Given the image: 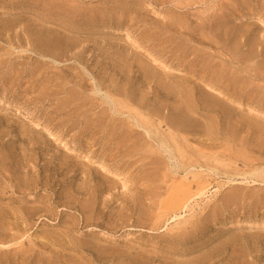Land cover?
<instances>
[{
  "label": "rangeland",
  "instance_id": "1",
  "mask_svg": "<svg viewBox=\"0 0 264 264\" xmlns=\"http://www.w3.org/2000/svg\"><path fill=\"white\" fill-rule=\"evenodd\" d=\"M67 1L0 0V264H264V181L251 173L257 168H264V161H256L257 158L263 160L264 157V126H261L264 124V99L261 97L259 102L256 101V97L260 96L255 94H264V0H69L66 3ZM71 1L76 5L69 4ZM175 3L180 5L179 8ZM68 6L77 8L72 11ZM21 15L27 17L22 19ZM200 23H203V27ZM59 30L68 37L67 41ZM57 32H60V37ZM203 33L206 35L202 37ZM26 36L28 41L25 40ZM54 36L58 42L62 40L58 46L52 43ZM70 36L74 39L71 40ZM201 37L202 41H199ZM31 41L35 42V46ZM190 49L193 50L189 51ZM180 61L181 64L178 63ZM14 64H17V68ZM206 64L209 66L207 65L208 71L205 72L203 66ZM224 64L226 70L221 68ZM166 71L170 73L166 74ZM254 74L259 77H254ZM173 82H176L175 85ZM206 85L210 88H206ZM204 89L214 91L208 92L211 99L218 94L214 100L210 99L207 109L206 103L200 98L204 95L200 91ZM216 90H219L218 93ZM105 94L125 105L120 107V113L114 112L113 105L108 100L106 103ZM186 94L192 102L194 100L193 103L196 101L195 108L191 104L189 113H186V105L183 106ZM127 96L137 101L132 99L129 102ZM138 100H142L139 103L145 104V108L135 103ZM179 105L184 109H180ZM126 106L141 111L142 117H150V121L143 117L145 123L150 122L144 124L151 128L153 126L152 129L160 126L157 130L161 129L158 132L164 136L168 135L166 132L169 128L165 122L158 124L159 118H175L174 121L182 123L181 128L186 124L182 130L170 129L176 133L180 143L189 145L186 146L188 150L193 151L198 144L201 147H197L195 153H199V150L209 145V148L213 147L207 149L211 153L205 151L206 148L202 152L209 155L213 152L223 154L220 156H224V159L216 157L217 163L223 159L219 165H215L218 175H209V171L205 169L207 165L215 168L211 163L216 164L213 158L216 154L210 155L212 159L205 153L206 157L200 159V163L197 161L200 168L194 166L196 163L193 164L195 169L189 168L194 173L198 168L196 172H200L201 178H195L190 173L187 180L183 181L181 192L168 189L174 183L180 184L179 176L182 172L171 173L173 160H167L166 153L161 151L155 140H147L149 136L143 132L145 130L139 126L137 128L135 119L130 116L132 108L127 113L129 110ZM214 107L217 108L216 111ZM223 111L228 112V115ZM185 113L189 115L185 116ZM155 116L156 119H153ZM198 117H205V120L199 121ZM259 117L260 120L263 118L261 122L258 121ZM236 119L238 123L235 122ZM249 119L253 122L252 126L260 122V126L256 125L259 126L258 129L250 127L252 122ZM206 121L209 123L207 133L204 131L207 128ZM128 126L132 128L128 130ZM214 128V132L210 130ZM191 132L194 136L190 135ZM217 133L218 137L214 139ZM199 134H202L201 138L197 136ZM207 134L209 137L204 138ZM233 137L235 144H240L242 139L243 142L235 145ZM206 139L209 140L205 142ZM224 141L231 145V151ZM183 144L181 145L184 146ZM243 144H247L245 148L249 146L247 149L250 153H247V149H241ZM203 145L206 146L202 147ZM238 146L240 149H237ZM235 149L239 150L240 156L237 157L238 151ZM244 151L247 154L242 155ZM234 152L238 159L232 155ZM160 153L162 156L164 154L165 160L160 157ZM247 155L249 163L245 162ZM192 156L196 157L194 151ZM226 158L231 159L233 164L229 162L230 165H226L229 161ZM155 159L168 165L170 175L173 174L172 183L169 180L171 176L167 175L165 183L156 181L162 169L156 168ZM152 160L155 162H150ZM224 162L226 166L222 169ZM244 165L249 167L245 168ZM227 166L229 169L233 166L234 172L235 169L237 172L240 169V174L235 175L230 170L224 173ZM168 169L164 167L163 170ZM200 169L205 171L201 172ZM153 173L156 179L153 178ZM228 173L232 176L228 177ZM207 179L210 185L204 181ZM198 181L204 184L202 187L207 185L208 189L204 187L205 191H200L202 194L195 196L194 191L197 190V193L200 189L196 187ZM166 183L169 184L167 190L163 187ZM153 187L155 188L152 189ZM236 187H239L240 192L238 190L234 193ZM229 189L233 191L229 192ZM166 191L170 195L167 196ZM190 193H193L194 198ZM189 194L192 195L190 202L185 204L182 212L171 210L174 209L173 204L180 201L179 198L182 200ZM165 195L168 200L164 199ZM156 216L159 219H154ZM227 219H232L234 225H219ZM182 220L184 223H181ZM52 237L58 239L52 240Z\"/></svg>",
  "mask_w": 264,
  "mask_h": 264
},
{
  "label": "bare ground",
  "instance_id": "2",
  "mask_svg": "<svg viewBox=\"0 0 264 264\" xmlns=\"http://www.w3.org/2000/svg\"><path fill=\"white\" fill-rule=\"evenodd\" d=\"M1 1H3V0H1ZM21 1H22V0H21ZM41 1H42V0H41ZM54 1H55V0H54ZM58 1L60 2V0H58ZM66 1H67V0H66ZM68 1H69V0H68ZM68 1H67L66 3H68ZM74 1H75V0H74ZM179 1H180V0H179ZM184 1H185V0H184ZM188 1L191 2L192 0H191V1L188 0ZM194 1H195V0H194ZM200 1H203V0H200ZM220 1H221V0H220ZM229 1H230V0H229ZM6 2H7V0H6ZM9 2H10V1H9ZM15 2H16V1H15ZM15 2H14V3H15ZM33 2H34V1H33ZM36 2H37V1H36ZM45 2H46V1H45ZM59 2H58V4H59ZM61 2H62V1H61ZM0 3H1V2H0ZM47 3H48V2H47ZM51 3H52V2H51ZM63 3H64V2H63ZM179 3H180V2H179ZM183 3H184V2H183ZM185 3H186V2H185ZM185 3H184V5H186ZM194 3H195V2H194ZM196 3H197V2H196ZM26 4H27V3H26ZM69 4H73V2L71 1ZM69 4H68V5H69ZM74 4H75V3H74ZM74 4H73V5H74ZM118 4H119V3H118ZM189 4H191V3H189ZM55 5H56V4H55ZM55 5H54V6H55ZM60 5H61V4H60ZM63 5H64V4H63ZM65 5H66V4H65ZM73 5H72V6H73ZM75 5H76V4H75ZM148 5H149V4H148ZM175 5H176V3H175ZM182 5H183V4H182ZM184 5H183V6H184ZM187 5H188V3H187ZM11 6H12V5H11ZM49 6H50V5H49ZM51 6H52V5H51ZM70 6H71V5H70ZM70 6H68V7H70ZM176 6L178 7V6H180V5H176ZM1 7H2V6H1ZM1 7H0V8H1ZM23 7H24V6H23ZM39 7H40V6H39ZM68 7H67V8H68ZM217 7H218V5H217ZM8 8H9V7H8ZM25 8H26V7H25ZM32 8H33V7H32ZM34 8H35V6H34ZM34 8H33V10H34ZM42 8H43V7H42ZM70 8H71V7H70ZM70 8H69V9H70ZM75 8H77V6L74 7L73 9L71 8L70 10L74 11ZM79 8H80V7H79ZM178 8H179V7H178ZM218 8H220V10H222V8H221L220 6H219ZM13 9H15V8H13ZM21 9H22V8H21ZM36 9H37V8H36ZM39 9H40V8H39ZM52 9H53V8H52ZM62 9H63V8H62ZM46 10H47V9H46ZM77 10H78V9H77ZM188 10H189V9H188ZM12 11H13V10H12ZM12 11H11V12H12ZM34 11H36V10H34ZM49 11H51V10H49ZM64 11H65V10H64ZM67 11H68V9H67ZM72 11H71V12H72ZM91 11H92V10H91ZM42 12H43V11H42ZM76 12H77V11H76ZM83 12H84V10H83ZM89 12H90V11H89ZM122 12H124V11L122 10ZM192 12H193V11H192ZM43 13H44V12H43ZM55 13H56V12H55ZM55 13H54V14H55ZM57 13H58V12H57ZM54 14H53V15H54ZM64 14H66V13H64ZM70 14H72V13H70ZM77 14H78V13H77ZM91 14H92V13H91ZM123 14L125 15V13H123ZM239 14H240V13H239ZM7 15H8V14H7ZM14 15H15V14H14ZM26 15H27V14H26ZM39 15H40V14H39ZM41 15H42V14H41ZM46 15H47V14H46ZM49 15H50V14H49ZM51 15H52V13H51ZM51 15H50V16H51ZM74 15H75V14H74ZM94 15H95V14H94ZM101 15H102V14H101ZM43 16H44V15H43ZM43 16H42V17H43ZM133 16H134V15H133ZM240 16H241V15H240ZM16 17H17V16H16ZM23 17H24V16H23ZM23 17H22V15H21V18H22V19H23ZM25 17H27V16H25ZM25 17H24V18H25ZM28 17H29V16H28ZM34 17H35V16H34ZM53 17H54V16H53ZM60 17H61V16H60ZM62 17H64V20H65L66 17H65L64 15H63ZM67 17H68V16H67ZM77 17H78V16H77ZM77 17H76V18H77ZM100 17H101V16H100ZM135 17H136V16H135ZM135 17H134V18H135ZM30 18H31V16H30ZM32 18H33V17H32ZM48 18H49V17H48ZM55 18H56V16H55ZM72 18H74V17H72ZM79 18H80V15H79ZM91 18H92V17H91ZM131 18H132V16H131ZM10 19H11V18H10ZM34 19H35V18H34ZM34 19H33V20H34ZM36 19H37V18H36ZM36 19H35V20H36ZM56 19H57V18H56ZM62 19H63V18H62ZM68 19H69V18H68ZM88 19H89V18H88ZM102 19H103V18H102ZM20 20H21V19H20ZM30 20H31V19H30ZM60 20H61V19H60ZM72 20H73V19H72ZM72 20H70V21L73 22ZM77 20H78V19H77ZM200 20H201V19H200ZM202 20H203V19H202ZM14 21H15V20H14ZM26 21H27V20H26ZM56 21H57V20H56ZM75 21H76V20H75ZM117 21H118V20H117ZM0 22H1V20H0ZM4 22H5V21H4ZM6 22H7V21H6ZM22 22H25V21H22ZM32 22H33V21H32ZM68 22H69V21H68ZM17 23H18V22H17ZM27 23H28V21H27ZM65 23H66V22H65ZM118 23H119V22H118ZM118 23H117V24H118ZM197 23H198V22H197ZM2 24H3V22H2ZM21 24H22V23H21ZM35 24H36V23H35ZM40 24H41V23H40ZM40 24H39V25H40ZM58 24H59V23H58ZM63 24H64V21H63ZM66 24H67V23H66ZM66 24H65V25H66ZM115 24H116V23H115ZM119 24H120V23H119ZM200 24H201V23H200ZM3 25H4V24H3ZM13 25H14V24H13ZM15 25H17V24H15ZM15 25H14V26H15ZM19 25H20V24H19ZM26 25L28 26V24H26ZM31 25H32V24H31ZM33 25H34V23H33ZM42 25H43V24H42ZM53 25H54V24H53ZM69 25H70V24H69ZM87 25H88V24H87ZM201 25H202L201 27H203V23H202ZM8 26H10L9 21H8ZM11 26H12V25H11ZM24 26H25V23H24ZM27 26H25V27H27ZM55 26H56V25H55ZM60 26H61V24H60ZM62 26L64 27V25H62ZM66 26H67V25H66ZM74 26H75V24H74ZM115 26H116V25H115ZM115 26H114V27H115ZM4 27L7 28V25H6V26L4 25ZM4 27H3V28H4ZM25 27H24V28H25ZM39 27H40V26H39ZM42 27H43V26H42ZM44 27H45V26H44ZM63 27H62L61 29H63ZM121 27H122V26H121ZM199 27H200V26H199ZM6 28H5V29H6ZM9 28H11V27H9ZM9 28H8V29H9ZM14 28H15V27H14ZM27 28L30 29L29 26H28ZM27 28H25V30H26ZM47 28H48V26H47ZM56 28H57V26H56ZM58 28H59V27H58ZM64 28H65V27H64ZM66 28H67V27H66ZM72 28H73V27H72ZM76 28H77V27H76ZM117 28H118V27H117ZM215 28H216V27H215ZM31 29H32V27H31ZM40 29H41V28H40ZM45 29H46V27H45ZM48 29H49V28H48ZM52 29H53V28H52ZM59 29H60V28H59ZM70 29H71V28H70ZM70 29H69V30H70ZM73 29H74V28H73ZM3 30H4V29H3ZM22 30H23V29H22ZM53 30H54V29H53ZM75 30H76V29H75ZM4 31H7V30H4ZM10 31H12V30H10ZM23 31H24V30H23ZM26 31H27V30H26ZM26 31H25V32H26ZM47 31H48V30H47ZM47 31H45V32H47ZM51 31H52V30H51ZM55 31H56V30H55ZM59 31H60V30H59ZM72 31H73V30H72ZM0 32L2 33V31H0ZM33 32H34V31H33ZM35 32H36V31H35ZM42 32H43V31H42ZM60 32H61V31H60ZM60 32H57V34L60 33ZM65 32H66V31H65ZM215 32H216V31H215ZM23 33H24V32H23ZM40 33H41V32H40ZM47 33H49V32H47ZM74 33H75V32H74ZM201 33H202V31H201ZM27 34H28V36H29V33H27ZM35 34H36V33H35ZM38 34H39V33L37 32V35H38ZM61 34H62V32H61ZM214 34L217 35V34H219V33H214ZM39 35H40V34H39ZM41 35H42V34H41ZM43 35H45V34H43ZM49 35H50V34H49ZM55 35H56V34H55ZM62 35H63V34H62ZM64 35H65V34H64ZM64 35H63V36H64ZM68 35H69V34H68ZM107 35H108V34H107ZM204 35H206V34L203 33L202 37H203ZM28 36H26V39H25L26 41H28V39H29ZM45 36H46V35H45ZM45 36H44V39L46 38ZM50 36H51V35H50ZM58 36H59V34H58ZM58 36H57V37H58ZM200 36H201V35H200ZM29 37H30V36H29ZM39 37H40V36H39ZM39 37H38V38H39ZM42 37H43V36H42ZM48 37H49V36H48ZM54 37H55V36H54ZM59 37H60V36H59ZM64 37H65L64 39H66V41H67V38H68V37H67V36H64ZM110 37H111V35H110ZM144 37H145V36H144ZM202 37H201V40H199V41H202ZM205 37H206V36H205ZM30 38H32V37H30ZM36 38H37V36H36ZM55 38H56V37H55ZM55 38H54V39H55ZM62 38H63V37H62ZM70 38H71V36H70ZM209 38H210V37H209ZM44 39H43V40H44ZM54 39H53V40H54ZM73 39H74V38H73ZM73 39L71 38V40H73ZM129 39H130V38H129ZM129 39H128V40H129ZM198 39H199V38H198ZM206 39H207V38H206ZM36 40H37V39H36ZM43 40H41V44L43 43ZM53 40H52V43H53L55 46H56V45L58 46V44L60 43V41L62 42V40H59V42H58L57 38H56L54 41H53ZM68 40H69V39H68ZM75 40H77V39H75ZM203 40H205V39L203 38ZM208 40L210 41V39H208ZM39 41H40V40H39ZM63 41H64V40H63ZM77 41H78V40H77ZM77 41H76V42H77ZM78 42H79V41H78ZM133 42H134V41H133ZM179 42H180V41H179ZM206 42H208V41H206ZM27 43H28V42H27ZM30 43H33V42L31 41ZM34 43H35V42H34ZM34 43H33V46H35ZM52 43H51V44H52ZM67 43H68V42H67ZM71 43H72V42H71ZM180 43H181V42H180ZM180 43H178V44H180ZM39 44H40V43H39ZM44 44H45V43H44ZM44 44H43V45H44ZM51 44H50V45H51ZM61 44H63V43H61ZM74 44H75V41H74ZM77 44H79V43H77ZM181 44H182V43H181ZM181 44H180V45H181ZM31 45H32V44H31ZM11 46H14V45H11ZM36 46H37V45H36ZM39 46H40V45H39ZM60 46L63 47L62 45H60ZM67 46H68V44H67ZM67 46H66V47H67ZM135 46H137V45H135ZM175 46H176V45H175ZM177 46H178V45H177ZM41 47H42V46H41ZM51 47H53V46L51 45ZM61 47H60V50H61ZM71 47H72V46H71ZM178 47H179V46H178ZM178 47H177V48H178ZM180 47H181V46H180ZM180 47H179V48H180ZM187 47H188V46H187ZM257 47H258V46H257ZM13 48H14V47H13ZM54 48H55V47H54ZM54 48H53V49H54ZM175 48H176V47H175ZM23 49H24V48H23ZM40 49H41V48H40ZM56 49H58V48H56ZM56 49H55V50H56ZM66 49H67V48H66ZM186 49H188V48H186ZM38 50H39V49H38ZM44 50H45V49H44ZM69 50H70V49H69ZM174 50H175V49H174ZM180 50H182V49H180ZM192 50H193V49H192ZM192 50L190 49L189 51H192ZM30 51H31V50H30ZM36 51H37V49H36ZM65 51H66V50H65ZM229 51H230V46H229ZM5 52H6V50H5ZM186 52H187V50H186ZM6 53H7V52H6ZM25 53H26V52H25ZM33 53H34V52H33ZM0 54H1V53H0ZM3 54H5V53L3 52ZM231 54H232V53H231ZM196 55H197V53H196ZM198 55H199V53H198ZM211 55H212V54H211ZM187 56H188V55H187ZM189 56H191V55H189ZM189 56H188V57H189ZM199 56H200V55H199ZM205 56H206V55H205ZM207 56H208V55H207ZM225 56H226V55H225ZM232 56H233V55H232ZM149 57H150V56H149ZM180 57H181V56H180ZM202 57H203V56H202ZM23 58H24V57H23ZM157 58H158V57H157ZM174 58H175V57H174ZM186 58H187V57H186ZM193 58H194V57H193ZM209 58H210V56H209ZM25 59H26V58H25ZM168 59H169V58H168ZM177 59H178V58H177ZM179 59H180V58H179ZM196 59H197V58H196ZM202 59H203V58H202ZM173 60H174V59H173ZM186 60H187V59H186ZM205 60H206V59H205ZM0 61H1V60H0ZM174 61H175V60H174ZM187 61H189V60H187ZM213 61H214V60H213ZM71 62H72V61H71ZM184 62H185V61H184ZM196 62H197V60H196ZM219 62H220V61H219ZM20 63H21V62H20ZM159 63H160V62H159ZM175 63H176V62H175ZM178 63L181 64V61L178 62ZM198 63H199V62H198ZM204 63H205V62H204ZM211 63H212V62H211ZM185 64H186V62H185ZM192 64H193V63H192ZM219 64H220V63H219ZM18 65H19V64H18ZM140 65H141V64H140ZM173 65H174V63H173ZM177 65H178V64H177ZM177 65H176V66H177ZM207 65L209 66V64H206V66H205V65L203 66V67L205 68V69L203 68V69L205 70V72L208 71V69H207V68H208ZM243 65H244V64H243ZM14 66H15V64H14ZM141 66H142V65H141ZM184 66H185V65H184ZM189 66L191 67V65H189ZM212 66H213V65H212ZM219 66H220V65H219ZM224 66H225V64H224L223 66H221V68L224 67ZM15 67L17 68V64H16ZM165 67H166V66H165ZM165 67H164V68H165ZM179 67H180V66H179ZM181 67H182V66H181ZM193 67H196V66H193ZM31 68H32V67H31ZM35 68H36V67H35ZM197 68H198V66H197ZM33 69H34V68H33ZM179 69H180V68H179ZM179 69H178V70H179ZM190 69H191V68H190ZM193 69H194V68H193ZM195 69H196V68H195ZM30 70H31V69H30ZM35 70H36V69H35ZM35 70H34V71H35ZM39 70H40V69H39ZM168 70H169V69H168ZM199 70H200V69H198V71H199ZM201 70H202V69H201ZM222 70H223V69H222ZM224 70H226L225 67H224ZM224 70H223V71H224ZM40 71H42V70H40ZM143 71H144V70H143ZM163 71H164V69H163ZM193 71H194V70H193ZM195 71H197V70H195ZM228 71H229V70H228ZM30 72H31V71H30ZM144 72H145V71H144ZM151 72L153 73V71H151ZM161 72H162V71H161ZM202 72H203V71H202ZM216 72H217V71H216ZM230 72H231V70H230ZM31 73H32V72H31ZM40 73H41V72H40ZM165 73L167 74V73H170V72H169V71H166ZM187 73H189V72L187 71ZM212 73H213V72H212ZM225 73L228 74V72H225ZM171 74H172V73H171ZM171 74H170V75H171ZM176 74H177V73H176ZM176 74H175V75H176ZM198 74H199V73H197V75H198ZM208 74H210V73L208 72ZM230 74H232V73H229V75H230ZM161 75H162V74H161ZM186 75H188V74H186ZM199 75H200V74H199ZM202 75H203V74H202ZM225 75H226V74H225ZM254 75H255V74H254ZM148 76H149V74H148ZM172 76H173V75H172ZM178 76H179V75H178ZM183 76H184V75H183ZM188 76H190V74H189ZM192 76H193V75H192ZM200 76H201V75H200ZM212 76H213V75H212ZM216 76H217V75H216ZM223 76H224V75H223ZM232 76H233V75H232ZM257 76L259 77V75H257ZM257 76L255 75L254 77H257ZM263 76H264V74H263ZM146 77H147V76H146ZM163 77H164V76H163ZM168 77H169V76H168ZM176 77H177V76H176ZM193 77H194V76H193ZM206 77H208V75H206ZM260 77H261V76H260ZM149 78H151V77H149ZM153 78H154V77H153ZM153 78H152V79H153ZM164 78H165V77H164ZM179 78L181 79L180 76H179ZM196 78H198V77H196ZM204 78H205V75H204ZM212 78H213V77H212ZM212 78H211V80L213 81L214 79H212ZM218 78H219V75H218ZM220 78H221V76H220ZM222 78H223V77H222ZM225 78H226V77H225ZM234 78H235V77H234ZM238 78H239V77H238ZM147 79H148V78H147ZM155 79H156V78H155ZM165 79H166V78H165ZM171 79H172V78H170V80H171ZM174 79H175V77H174ZM180 79H179V80H180ZM191 79H192V77H191ZM229 79H230V78H229ZM150 80H151V79H150ZM150 80H149V81H150ZM157 80H158V79H157ZM159 80H160V79H159ZM193 80H194V79H193ZM201 80H202V79H201ZM206 80H207V79H206ZM211 80H210V81H211ZM226 80H227V79H226ZM230 80H231V79H230ZM236 80H237V79H236ZM163 81L166 82V80H163ZM163 81H160V82H163ZM191 81H192V80H191ZM195 81H196V80H195ZM195 81H194V82H195ZM216 81H217V80H216ZM154 82H155V81H154ZM158 82H159V81H158ZM170 82H171V81H170ZM177 82H179V81H177ZM196 82H197V81H196ZM198 82H199V81H198ZM200 82H201V81H200ZM214 82H215V81H214ZM218 82H219V81H218ZM173 83H174V82H173ZM175 83H176V82H175ZM175 83H174V85H175ZM180 83H181V82H180ZM183 83H184V81H183ZM191 83H192V82H191ZM201 83H202V82H201ZM203 83H204V82H203ZM203 83H202V84H203ZM215 83H216V82H215ZM192 84H193V83H192ZM194 84L196 85V83H194ZM204 84H205V83H204ZM207 84H208V83H207ZM212 84H214V83L212 82ZM217 84H218V83H217ZM220 84H222V83H220ZM233 84H235V83H233ZM79 85H80V84H79ZM218 85H219V84H218ZM240 85H241V84H239V87H240ZM247 85H248V84H247ZM171 86H172V85H171ZM179 86H180V84H179ZM186 86H187V85H186ZM186 86H185V87H186ZM200 86H201V85H200ZM200 86H199V88H201ZM224 86H225V85H224ZM228 86H229V85H228ZM236 86H237V85H235V87H236ZM244 86H245V85H244ZM161 87H162V84H161ZM163 87H166V86H163ZM176 87H177V85H176ZM176 87H175V88H176ZM182 87H183V86H182ZM196 87H198V86H196ZM203 87H204V86H203ZM217 87H218V86H217ZM220 87H221V86H220ZM220 87H219V88H220ZM222 87H223V86H222ZM226 87H227V86H226ZM262 87H263V86H262ZM119 88H120V86H119ZM121 88H122V87H121ZM158 88H160V87H158ZM175 88L173 87L174 90H177V89H175ZM183 88H184V87H183ZM206 88L209 89L210 86L208 87V86L206 85ZM233 88H234V87H233ZM233 88H232V89H233ZM241 88H242V87H241ZM241 88H239V89H240V91L242 92ZM244 88H246V87H243V89H244ZM253 88H254V87H252V89H253ZM96 89H97V87H96ZM161 89H162V88H161ZM164 89H165V88H164ZM171 89H172V88H171ZM185 89H187V88H185ZM188 89H190V87H189ZM201 89H203V88H201ZM247 89H248V88H247ZM247 89H246V90H247ZM262 89H264V88H262ZM123 90H124V89H122V91H123ZM165 90H166V89H165ZM198 90H199V89H198ZM213 90H214V89H213ZM234 90H235V88H234ZM234 90H233V91H234ZM253 90H254V89H253ZM75 91H76V90H75ZM98 91H100V90H98ZM116 91H117V90H116ZM120 91H121V90H120ZM189 91H190V90H189ZM210 91H211V90L207 91V89H206V90L204 89V90L200 91V93H201L202 95L204 94V95L201 96L200 98H202V101H204V102L206 103V105H207V104H210L211 101H212V99H213L214 97H217V95H218L217 93H218L219 90H218V91L216 90L217 93H215V94H217V95H215L212 99H211V98L209 97V95H208V92H210ZM230 91H231V90H230ZM236 91H237V90H236ZM243 91H244V90H243ZM251 91H252V90H251ZM254 91H255V90H254ZM254 91H253V92H254ZM256 91H257V90H256ZM118 92H119V91H118ZM213 92H214V91H212V92H210V93H213ZM248 92H249V90H248ZM263 92H264V91H263ZM178 93H180V92H178ZM225 93H226V92H225ZM232 93H234V92H232ZM249 93H250V92H249ZM257 93H258V92H256L255 94H256V95H259L260 97H259V98L256 97V99H257L256 101L259 102V100H260L261 97H263V99H264V94H257ZM118 94H120V92H119ZM173 94H174V93H173ZM175 94H176V93H175ZM183 94H184V93H183ZM251 94H253V93L251 92ZM255 94H254V95H255ZM103 95H104V94H103ZM106 95H107V94H105V98H106L105 100H106V101L108 100V101L111 103V105H113V110H114V112H116V113H120V107L125 106V105L122 104V103H121L118 99H116L115 97L112 99L110 96H108V95L106 96ZM127 95H129V94H127ZM219 95H220V94H219ZM221 95H222V93H221ZM243 95H244V94H243ZM247 95H248V94H247ZM72 96H73V95H72ZM121 96H122V95H121ZM123 96H124V95H123ZM130 96H131V95H130ZM210 96H211V95H210ZM223 96H224V95H223ZM239 96H241V93H240ZM244 96H245V95H244ZM73 97H75V96H73ZM142 97H143V96H142ZM175 97H177V94H176ZM184 97H185V103L182 101V102L184 103L183 106L186 105V106H184V107H187V108H186V113H189V109H191V104H192V105L194 104V108H195L196 101H195V103H193L194 100H193V102H192V100L190 99V97H189L187 94H186ZM196 97H199V96L197 95ZM231 97H232V96H231ZM235 97H236V95H235ZM251 97H252V96H251ZM122 98H124V97H122ZM127 98H128V96H127ZM140 98H141V97H140ZM140 98H139V99H140ZM177 98H178V97H177ZM177 98H175V99H177ZM180 98H181V96H180ZM229 98H230V96H229ZM239 98H240V97H239ZM245 98H246V97H245ZM248 98H249V97H248ZM253 98H254V97H253ZM76 99H77V98H76ZM109 99H110V100H109ZM128 99H129V102H131L130 100H132L133 98L130 99V97H129ZM134 99H135V98H134ZM134 99H133V100H134ZM194 99H195V98H194ZM210 99H211V101H210ZM225 99H226V98H225ZM225 99H224V100H225ZM227 99H228V96H227ZM227 99L225 100V102L227 101ZM135 100L137 101V99H135ZM178 100H179V99H178ZM180 100H182V98H181ZM197 100H198V99H197ZM200 100H201V99H200ZM213 100H214V99H213ZM218 100H219V99H218ZM224 100H223V101H224ZM245 100H246V99H245ZM248 100H249V99H248ZM253 100H255V99H252V101H253ZM72 101H73V100H72ZM74 101L76 102V100H74ZM106 101H105V102H106ZM108 101H107L106 103H108ZM140 101H142V100H140ZM140 101L138 100V102H135V101H134V102H135V103H139ZM236 101H237V100H236ZM261 101H262V99H261ZM261 101H260V102H261ZM83 102H84V101H83ZM103 102H104V101H103ZM177 102H178V101H177ZM177 102H176V103H177ZM179 102H180V101H179ZM199 102H201V101H199ZM199 102H198V103H199ZM215 102H216V100H215ZM233 102H234V101H233ZM241 102H242V101H241ZM245 102H246V101H245ZM258 102H257V103H258ZM135 103H134V104H135ZM141 103H142V102H141ZM202 103H203V102H202ZM202 103H199V104H202ZM213 103H214V102H213ZM213 103H212V104H213ZM216 103H217V102H216ZM221 103H222V101H221ZM248 103H250V102H248ZM84 104H85V102H84ZM180 104H182V103L180 102ZM218 104H220V103H218ZM223 104H224V103H223ZM225 104H226V103H225ZM245 104H246V103H245ZM75 105H76V104H75ZM108 105H109V104H108ZM136 105L138 106V104H136ZM139 105H141V104L139 103ZM144 105H145V104H142L141 107H142V106L144 107ZM174 105H175V104H174ZM174 105H173V106H174ZM214 105H215V104H214ZM216 105H217V104H216ZM237 105H238V104H237ZM246 105H248V104H246ZM250 105H252V103H251ZM263 105H264V104H263ZM68 106H69V105H68ZM183 106L181 107V106L179 105L180 109H181V108L184 109ZM203 106H205V105L203 104ZM208 106H209V105H207L206 109L208 108ZM257 106H259V105H257ZM110 107H111V106H110ZM126 107H127L128 110H129V112H127V109H126V112H127V113H130V109H131L132 107H131V106H129V107L126 106ZM126 107H125V108H126ZM130 107H131V108H130ZM141 107H140V108H141ZM177 107H178V104H177L176 108H175V106H174L175 109H177ZM220 107H221V105H219V108H220ZM252 107H253V106H252ZM74 108H75V107H74ZM129 108H130V109H129ZM138 108H139V107H138ZM144 108H145V107H144ZM148 108H149V106H148ZM192 108H193V106H192ZM203 108H204V107H203ZM212 108H213V107H212ZM217 108H218V105H217ZM217 108H216V109H217ZM223 108H224V107H223ZM223 108H221V109H223ZM246 108H247V107H246ZM123 109H124V108H123ZM158 109H159V108H158ZM160 109H161V108H160ZM160 109H159V110H160ZM214 109H215V107H214ZM216 109H215V111H216ZM221 109H220V110H221ZM134 110H135V109H134ZM134 110H133V108L131 109L132 113H130V116L133 117V118L135 119V124L137 125V128H138V126H139V127H141V129H144V130H145V131H143V132H146V134L149 136V137L147 138V140H149V138H152L153 142L156 141V145H158V147L162 149L161 151L164 152V154L166 153V155H167V160H169V161H170V160H173V162H171L172 164H171V167H170V168H172V171H173V172H171V173H173V174H179V172H182V174L179 176V178H180V184H178V185H174V184H175V183H174V184H172V185H170V186H169V184H167V183L165 184V186H163V185L161 184V185L164 187V189H166L167 186H169L168 189H170L171 191H173V192H174V191H175V192H181L182 190H181L180 188H181L182 186H184V185H183V181H186V180H187V175L190 174V173H192V176L195 177V178H201V177H200V172H196L198 168L195 170V173L193 172L194 170L192 171L191 169L194 168V166H197V167L201 166L200 164H198V163H200V162H199L200 159H203V158L206 157L207 155H208V156H210V155L212 156V155H213L214 152H213L212 154H210V155L208 154V153H211V151L208 152L209 150H207V149L209 148V147H208L209 145H207V146H206V145H203V146H202V147L206 146V147H204V148H206L205 151L208 152V153L205 152V153H206V156H205V155H204V154H205L204 151L202 152V150H203L204 148L201 149V151L199 150V153H195V152H197V151H195V150H198L197 147H199V146L201 147V145L196 144V145H197V146H196L197 149H196L195 147H194L195 149L192 148V150L194 149L193 151H194V154L196 155V157H193V156H192V155H193V151L188 150V147H186V146H189V145H188V144H183L184 142H181V143H180V139L177 138L176 133L174 134V131H172V130L170 129V127H172V129L174 128V129L178 130V128H179V129L181 128V124H182V123L179 124V123H177V121H174L175 118H173L174 120L171 119V118H172V117H170L171 115L169 116L170 118H166V119H163V120L161 119L162 117L159 118V122H158V124H160V123H162V122H165V124H166V125L168 126V128H169V129L166 128V129H167V132H168V130H170L169 133L166 132V134H168V135L164 136V135H162L160 132H158V131H160L161 129H160V130H157V129L160 127L159 125H157V126H159L158 128L156 127L157 129H155V127H154V129H152L153 126H152V128H151L150 126H148V125L146 126L145 124L148 123V122L145 123L144 120H145V119L147 120V119H148V118H147L148 116L143 115V117H145V119H144V118L142 117V115H141L142 113H140L141 111L139 112V111H137V110H135V111H134ZM149 110H150V109H149ZM155 110H156V112H158V110H157L156 108H155ZM192 110H193V109H192ZM220 110H219V112H220ZM246 110H247V109H246ZM133 111H134L135 113H133ZM144 111H145V110H144ZM150 111L153 112V109H151ZM150 111H149V113H151ZM181 111H182V110H181ZM213 111H214V110H213ZM224 111H225V109H224ZM224 111H223V112H224ZM252 111H253V110H252ZM121 112H122V111H121ZM154 112H155V111H154ZM154 112H153V113H154ZM156 112H155V113H156ZM160 112H161V111H160ZM195 112H196V110H195ZM198 112H199V111H198ZM253 112H254V111H253ZM116 113H115V114H116ZM183 113H184V112H183ZM186 113L184 114L185 116H186V115H189V114H186ZM190 113H191V112H190ZM199 113H200V112H199ZM217 113H218V112H217ZM224 113L226 114V113H228V112H224ZM156 114H157V113H156ZM192 114L194 115L195 113H191V115H192ZM203 114H204V113H203ZM206 114H207V113H206ZM206 114H205V115H206ZM210 114H211V113H210ZM260 114H261V113H260ZM126 115H127V114H126ZM153 115H155V114H152V116H153ZM159 115H160V114H159ZM177 115H178V114H177ZM181 115H182V114H181ZM184 115H182V116H184ZM191 115H190V117H191ZM226 115H228V114H226ZM226 115H225V116H226ZM113 116H114V115H113ZM149 116H150V115H149ZM194 116H195V115H194ZM213 116H214V115H213ZM167 117H168V116H167ZM195 117H197V116H195ZM210 117H211V116H210ZM221 117H222V115H221ZM221 117H220V119H221ZM223 117H224V115H223ZM252 117L256 118L255 116H252ZM252 117H251V119L254 121V119H253ZM122 118H123V117H122ZM177 118H179V117H177ZM188 118H189V117H188ZM193 118H194V117H193ZM198 118H199V121H200V120H202V121L205 120V119H204L205 117H204L203 119H202L201 117H198ZM200 118H201V119H200ZM214 118H215V117H214ZM232 118H233V116H232ZM153 119H156V116H155V118H153ZM180 119H181V118H180ZM186 119H187V118H186ZM207 119H209V117H207ZM212 119H213V118H212ZM215 119H216V118H215ZM218 119H219V118H218ZM224 119H225V118H224ZM226 119H227V118H226ZM229 119H230V117H229ZM251 119H249V121H251ZM262 119H263V118H261V120H262ZM111 120H112V119H111ZM125 120H126V119H125ZM146 120H145V121H146ZM209 120H211V119H209ZM245 120H246V119H245ZM255 120L257 121V118H256ZM259 120H260V117L258 118V121H259ZM261 120H260V122H261ZM90 121H92V120H90ZM115 121H116V120H115ZM129 121H131V120H129ZM148 121H150V117H149ZM154 121H155V120H154ZM157 121H158V120H157ZM184 121H186V120H184ZM197 121H198V119H197ZM202 121H201V122H202ZM212 121H213V120H212ZM236 121H237V119L235 120V122H236ZM239 121H240V120H239ZM243 121H244V120H243ZM263 121H264V119H263ZM189 122H191V120H190ZM201 122H200V123H201ZM229 122H230V121H228V123H229ZM251 122H252V121H251ZM260 122H259V123H260ZM144 123H145V124H144ZM149 123H150V122H149ZM149 123H148V124H149ZM151 123H152V121H151ZM183 123H184V122H183ZM185 123H187V122H185ZM185 123H184V124H185ZM205 123H206L205 126H207V128H204V131H206L205 133H207V132H209V129H208V128H209V123L207 124V121H206ZM237 123H238V121H237ZM237 123H236V124H237ZM249 123H250V122H249ZM255 123H256V122H255ZM259 123H257V124L260 126ZM156 124H157V123H156ZM188 124H189V123H188ZM201 124H202V123H201ZM203 124H204V123H203ZM212 124H214V123H212ZM242 124H243V123H242ZM257 124H256V125H257ZM125 125H128V124L126 123ZM136 125H133V126H136ZM198 125H199V124H198ZM210 125H211V124H210ZM252 125H253V122H252V124L250 125V127H251ZM256 125L254 124V126L258 129L259 126L257 127ZM119 126H120V125H119ZM122 126H123V125H122ZM185 126H186V124H185V125H182V128H184ZM202 126H203V125H202ZM217 126H219V125H217ZM217 126H216V127H217ZM244 126H245V125H244ZM247 126H248V124H247ZM254 126H252V127H254ZM261 126H264V124H261ZM128 127H129V126H128ZM128 127H126V128H128ZM130 127L132 128V126H130ZM130 127H129L128 130H130ZM197 127H198V126L196 125V129H197ZM212 127H213V126H212ZM212 127L210 126V128H212ZM214 127H215V125H214ZM245 127H246V126H245ZM23 128H25V127H23ZM23 128H22V129H23ZM117 128H118V127H117ZM126 128H125V129H126ZM182 128H181V130H182ZM193 128H195V127H193ZM199 128H200V127H199ZM261 128H262V127H260V129H261ZM28 129H29V128H28ZM187 129H189V128H187ZM216 129H217V128H216ZM246 129H247V128H246ZM25 130H26V129H25ZM30 130H31V129H30ZM120 130H121V129H120ZM126 130H127V129H126ZM154 130H156V131H154ZM210 130L213 131V130H215V128H214V129H210ZM247 130H248V129H247ZM23 131H24V130H23ZM132 131L135 132V130H132ZM161 131H162V130H161ZM183 131H184V130H183ZM189 131H192V129L189 130ZM198 131H199V130H198ZM202 131H203V130H201V133H202ZM255 131H256V129H255ZM263 131H264V130H263ZM20 132H22V131H20ZM163 132H165V131H163ZM175 132H177V131H175ZM185 132H186V131H185ZM194 132H195V131H194ZM213 132H214V131H213ZM258 132H259V130H258ZM125 133H126V132H125ZM130 133H131V132H130ZM139 133H140V132H139ZM182 133H183V132H181V134H182ZM187 133H188V132H187ZM198 133H199V132H198ZM203 133H204V132H203ZM203 133H202V134H203ZM210 133H212V132L210 131ZM255 133H256V136H258L257 132H255ZM259 133H260V132H259ZM22 134H23V132H22ZM133 134H134V133H133ZM140 134H141V133H140ZM163 134H164V133H163ZM192 134H193V133L191 132L190 135H192ZM202 134H201V136H202ZM214 134H215V133H214ZM251 134H252V132H251ZM125 135H126V134H125ZM182 135H186V134L183 133ZM205 135H206V134H205ZM205 135L203 136L204 138H205V137H206V138L209 137L208 134H207L208 136H205ZM211 135L213 136V134H211ZM211 135H210V136H211ZM238 135H239V133H238ZM252 135H253V137H255L254 133H253ZM259 135H260V134H259ZM27 136H28V135H27ZM143 136H144V135H143ZM193 136H194V134H193ZM197 136H199V137L201 138L200 134L197 135ZM214 136H215V135H214ZM241 136H242V135H241ZM261 136H263V135H261ZM71 137H72V136H71ZM133 137H134V136H133ZM140 137H141V136H140ZM144 137H145V136H144ZM182 137H183V136H182ZM187 137H189V135H187ZM216 137H218V133L216 134V136H215L214 139H216ZM259 137H260V136H259ZM263 137H264V136H263ZM121 138H122V137H121ZM137 138H138V137H137ZM200 138H198V140L203 142V140H200ZM235 138H236V136H235ZM235 138L233 137L234 140H235ZM238 138H240V137H238ZM238 138H237V141H240V139L238 140ZM241 138H242V137H241ZM257 138H258V137H257ZM257 138H256V139H257ZM72 139H73V138H72ZM130 139H131V138H130ZM130 139L128 140V142H130ZM134 139H135V138H134ZM182 139H185V138H182ZM188 139H189V138H188ZM188 139H187V140H188ZM233 139L231 138L230 140L233 142ZM256 139L254 138V140H256ZM258 139H259V138H258ZM258 139H257V140H258ZM147 140H146V141H147ZM154 140H155V141H154ZM208 140H209V139H208ZM208 140L206 139L205 142L208 141ZM225 140H226V139H225ZM28 141H29V140H28ZM134 141H135V140H134ZM150 141H151V140H150ZM150 141H149V142H150ZM181 141H182V140H181ZM213 141L215 142V140H213ZM231 141H230V142H231ZM258 141H259V140H258ZM197 142H198V141H197ZM211 142H212V140H211ZM225 142H226V141H224V143H225ZM227 142H228V141H227ZM227 142H226V143H227ZM235 142H236V140L234 141L233 144H235ZM241 142H243V139L241 140ZM241 142H240V144H241ZM244 142H246V140H245ZM256 142H257V141H256ZM140 143H141V142H139V144H140ZM144 143H145V142H144ZM147 143H148V142H147ZM200 143H201V142H200ZM226 143H225V144H226ZM181 144H183L184 146H182ZM202 144H204V143H202ZM206 144H207V143H206ZM208 144H209V143H208ZM211 144H212V143H211ZM236 144L240 145L239 142H237ZM236 144H235V145H236ZM148 145H149V144H148ZM229 145H230V144L227 143V145H225V146H228V147H229V150L231 151V149H230V146H231V145H230V146H229ZM235 145H234V146H235ZM248 145H249V144H248ZM143 146H144V145H143ZM246 146H247V144H246L245 146H244V144H243V147H241V149L244 148L243 150L246 151V149L249 147V146H248L247 148H245ZM136 147H137V146H136ZM154 147H156V146H154ZM190 147H191V146H190ZM190 147H189V148H190ZM192 147H193V145H192ZM92 148H93V147H92ZM131 148H133V147L131 146ZM139 148H140V146H139ZM211 148H213V147L210 146L209 149H211ZM223 148H224V146H223ZM199 149H200V148H199ZM237 149H240V146H238ZM157 150H158V149H157ZM159 150H160V149H159ZM220 150H221V149H220ZM235 150H236V149H235ZM235 150H234V151H235ZM138 151H139V150H138ZM189 151H190V152H189ZM213 151H214V150H213ZM230 151H229V152H230ZM236 151H238V152H237V154H238V153H239V150H236ZM236 151H235V152H236ZM245 151L242 153V155H245V154H244V153H246ZM134 152H135V151H134ZM157 152H158V151H157ZM159 152H160V151H159ZM191 152H192V154H191ZM232 152H233V151H232ZM235 152L232 153V155L236 158V156L234 155ZM241 152H242V150L240 151V153H241ZM248 152L250 153V151H248V149H247V153H248ZM251 152H252V149H251ZM247 153H246V154H247ZM164 154H163V156H164ZM214 154H216L215 157H214V155H213L214 162H215L216 164H212L213 162L211 163L210 160H209V161H210L209 163H211V165H214V166L217 165V164L219 165L220 162H222L221 160L224 159V158H223L224 156L221 157L223 154H220V155H221V156H220L219 153H217V152L214 153ZM217 154H218V156H217ZM237 154H236V155H237ZM251 154H252V153H251ZM251 154H250V155H251ZM230 155H231V154H230ZM252 155H253V154H252ZM161 156H162V154L160 153V157H161ZM163 156H162L161 158H163ZM211 156H210V157H211ZM238 156H240V154H238L237 157H238ZM142 157H143V156H142ZM164 157H165V156H164ZM216 157H217V159H218V157H219V158H223V159H221V160L219 159L220 162L217 163V162H216ZM225 157H226V156H225ZM241 157H242V156H241ZM246 157H247V158H246ZM246 157L244 156L243 158H244V159L246 158V159H245V160H246L245 162H248V163H249V160L247 161V159H248V155H247ZM249 157H250V156H249ZM251 157H252V156H251ZM254 157H255V155H254ZM140 158H141V157H140ZM161 158H160V160H162ZM211 158H212V157H211ZM213 158H212V159H213ZM256 158H257V157H256ZM156 159H157V158H156ZM156 159H155V160H156ZM158 159H159V158H158ZM163 159H164V158H163ZM206 159H207V158H206ZM206 159H205V160H206ZM236 159H238V158H236ZM239 159H240V158H239ZM253 159H254V158H253ZM260 159H261V158L259 157V159L257 158L256 161H257V160H258V161H264V157H263V160H260ZM164 160H165V159H164ZM205 160H204V161H205ZM219 160H217V161H219ZM226 160H229V158H226ZM241 160H242V159H241ZM197 161H198V163H197ZM202 161H203V160H202ZM202 161H201V162H202ZM212 161H213V160H212ZM224 161H225V160H224ZM243 161H244V160H243ZM253 161H254V160H253ZM150 162H155V161L152 160V161H150ZM156 162H157V164L159 163L157 160H156ZM166 162H167V161H166ZM225 162H227V161H225ZM225 162L222 163V164H223V165H222V169L225 168V166L228 165L229 162H230L231 164H233L232 161H231V159L226 163V165H225ZM233 162H235V161H233ZM194 163H196V165L193 166ZM248 163H247V164H248ZM251 163H252V162H251ZM251 163H250V164H251ZM157 164H156V168L162 169V171L160 170L161 172H159V175H160V173H161V175H160V177L158 176L159 178H158L156 181L161 180V181H159V183L162 182V181L165 183L164 179L166 180V175H167V176H169V177L171 176L170 179H169L170 182H171L172 179H173V178H172V175H173V174L170 175V172H169V169H168V168H169L168 165H167L166 163H164V161H160V163H159V165H158L159 167H157ZM202 164H203V163H202ZM234 164H235V163H234ZM74 165H75V164H74ZM166 165H167V167H166ZM203 165H204V164H203ZM205 165H207V164H205ZM205 165H204V166H205ZM229 165H230V164H229ZM102 166H103V165H102ZM152 166H153V165H152ZM169 166H170V165H169ZM204 166H203V167H204ZM207 166H208V165H207ZM207 166H205V169L209 171V175H210V173H214V175H215V173H217V175H218L219 172H217L218 170L216 169V166H215V168H214V167H207ZM164 167H165V169L167 168L168 171H167V170H166V171L163 170ZM190 167H192V168L189 169ZM218 167L221 168V166H218ZM232 167H233V166H231L230 168L232 169ZM234 167H236V166L234 165ZM244 167H245V165H244ZM248 167H249V166H247V167H245V168H248ZM199 168H200V167H199ZM227 168H228V170H226ZM227 168L224 169V173H225L226 171L229 172V170H230V172L235 173V175H238L237 173L241 172L240 169H239V171L237 172L236 169L234 168V169H235V172H234L233 169H232L233 171H232L231 169H229V166H227ZM236 168H237V167H236ZM159 169L157 170V172L159 171ZM194 169H195V168H194ZM27 170H28V169H27ZM154 170H155V169H154V167H153V170H152V171H154ZM237 170H238V169H237ZM29 171H30V170H29ZM124 171H125V170H124ZM200 171H201V172H204L205 170L202 171V170L200 169ZM222 171H223V170H222ZM246 171H247V169H246ZM27 172H28V171H27ZM155 172H156V171H155ZM157 172H156V173H157ZM242 172H243V171H242ZM244 172H245V171H244ZM249 172H250V171H249ZM156 173H155V174H156ZM167 173H169V175H168ZM245 173H246V172H245ZM245 173H244V174H245ZM251 173L254 174L256 177H259L261 181H264V174H263V173H264V168H261V169L257 168V169H255L253 172H251ZM205 174H206V173H205ZM228 174H229V173H228ZM228 174H227V175H228ZM239 174H240V173H239ZM157 175H158V174H157ZM157 175H156V176H157ZM220 175H222V174L220 173ZM152 176H153V178L155 177V176H154V173H153ZM175 176H177V175H174V177H175ZM201 176H202V175H201ZM203 176H204V174H203ZM215 176H216V175H215ZM224 176H225V175H224ZM231 176H232V174H229L228 177H231ZM239 176H241V175H239ZM242 176H243V175H242ZM161 177H163V178L161 179ZM169 177H167V180H168ZM193 177H191V178H193ZM248 177H251V176H248ZM256 177H255V178H256ZM171 178H172V179H171ZM204 178H205V177H204ZM208 178H209V177H208ZM155 179H156V177H155ZM175 179H176V178H175ZM175 179H174L173 181L176 182L177 179H176V180H175ZM205 179H206V178H205ZM248 179H249V178H248ZM252 179H253V178H252ZM243 180H244V179H243ZM250 180H251V179H250ZM154 181H155V180H154ZM193 181H194V180H193ZM193 181L191 180V182H193ZM204 181H206L207 184H209V182H208L209 180H208V179H207V180H204ZM233 181H234V180H233ZM233 181H232V182H233ZM237 181H238V180H237ZM253 181H255V180H253ZM258 181H259V180H258ZM170 182H169V183H170ZM188 182H189V181H188ZM196 182H197V181H196ZM202 182H203V181H202ZM206 182H205V183H206ZM255 182H256V181H255ZM36 183H37V182H36ZM126 183H127V182H126ZM151 183H152V182H151ZM171 183H172V182H171ZM194 183H195V181H194ZM210 183H211V182H210ZM238 183H239V182H238ZM188 184H189V183H188ZM224 184H225V182H224ZM154 185L157 186V184H154ZM203 185H204L203 183H201V182L198 181L196 187H200V189H198L199 191H198L197 193H195L197 190L194 191L195 196H198V195L200 196V193L202 194V192H200V191H203V192L205 191V190H203V189H204V187L207 188V185L204 186V187H202ZM209 185H210V184H209ZM209 185H208V186H209ZM162 186H161V189H163ZM187 186H188V185H187ZM190 186H191V184H190ZM216 186H217V185H216ZM216 186H215V187H216ZM218 186H219V185H218ZM35 187H36V186H35ZM35 187H34V188H35ZM121 187H122V186H121ZM159 187H160V184H159ZM261 187H263V186H261ZM154 188H155V187H153L152 189H154ZM219 188H220V187H219ZM231 188H233V187H231ZM231 188H230V189H231ZM234 188H235V187H234ZM236 188H237V187H236ZM113 189H114V188H113ZM113 189H112V190H113ZM156 189L160 190L159 188H156ZM164 189H163V190H164ZM207 189H208V188H207ZM211 189H212V188H211ZM215 189H216V188H215ZM226 189H227V188H226ZM230 189H229V192H230V191H233V190H230ZM158 190H157V191H158ZM163 190H162V191H163ZM166 190H167V189H166ZM170 190H169L168 192H170ZM180 190H181V191H180ZM187 190H188V189H187ZM234 190H235V189H234ZM236 190H237V191H236ZM236 190L234 191V193H235V192H238L239 187H238ZM253 190H254V189H253ZM162 191H160V192H162ZM224 191H226V190H224ZM153 192H155V191H153ZM153 192H152V193H153ZM229 192H228V194H229ZM239 192H240V190H239ZM158 193H159V191H158ZM162 193H165V192L163 191ZM166 193H167V191H166ZM171 193H172V192H170V194H171ZM186 193H187V192H186ZM156 194H157V193H156ZM170 194L167 193L166 195L168 196V195H170ZM175 194H176V193H175ZM175 194H173V195H175ZM190 194L193 195V193H190ZM190 194H189L188 196L185 197L186 199H185V198H184V199L182 198V200H181V199L179 198L180 201H178V200H177V202H176V201H173V202H176V204H175V205L173 204V206H174L173 208H174V209H171V210H172V211L174 210V212H178L177 210H181V212H182V210H183L182 208H185V207H186L185 204H187V202L189 201V199H190L191 196H192V195H190ZM196 194H197V195H196ZM228 194H227V195H228ZM237 194H238V193H237ZM104 195H105V194H104ZM159 195H160V194H158V196H159ZM166 195L164 196V199L166 198V200H168ZM179 195H180V194H179ZM181 195H183V194H181ZM153 196H156L155 193H153ZM225 196H226V195H225ZM235 196H236V195H235ZM239 196H240V195H239ZM151 197H152V195H151ZM171 197H172V196H171ZM213 197H214V196H213ZM231 197H232V196H231ZM237 197H238V196H237ZM155 198H156V197H155ZM168 198H169V197H168ZM174 198H175V197H174ZM174 198H173V199H174ZM193 198H194V195H193ZM205 198H206V197H205ZM164 199H163V200H164ZM171 199H172V198H171ZM175 199H176V198H175ZM37 200H38V199H37ZM171 201H172V200H171ZM225 201H226V200H225ZM157 202H158V201H157ZM160 202H161V201H160ZM164 202H165V201H164ZM189 202H190V201H189ZM153 203H154V202H153ZM45 204H46V202H45ZM161 204H162V202H161ZM164 204H165V203H164ZM164 204H163V205H164ZM170 204H172V202H171ZM37 205H38V203H37ZM37 205H36V206H37ZM43 205H44V204H43ZM44 206H45V205H44ZM160 208H162V207H160ZM164 208H165V207H163V209H164ZM166 208H168V207H166ZM197 208H198V207H197ZM18 210H19V209H17V211H18ZM171 210H170V211H171ZM211 210H212V209H211ZM231 210H232V209H231ZM21 211H22V210H21ZM156 211H157V210H156ZM19 212H20V210H19ZM40 212H41V211H40ZM167 212H169V211L167 210ZM181 212H180V213H181ZM210 212H211V211H210ZM234 212H235V211H234ZM257 212H258V211H257ZM20 213H22V212H20ZM164 213H166V212H164ZM170 213H172V212H170ZM15 214H16V213H15ZM159 215H160V217H161V213H160ZM167 215H168V214H167ZM21 216H24V215L22 214ZM157 216H158V213H157ZM157 216L154 217V219H156ZM220 216H221V215H220ZM173 217H174V216H173ZM175 217H176V215H175ZM177 217H180V216H177ZM26 218H27V216H26ZM26 218H24V219H26ZM171 218H172V216H171ZM214 218H215V217H214ZM29 219H30V218H29ZM157 219H159V217H158ZM235 220H236V219H235ZM152 221H153V220H152ZM156 221H157V220H156ZM163 221H164V220H163ZM169 221H170V220H169ZM183 221H184V220H182V222L179 221V223H180V222H181V223H184ZM237 221H238V220H237ZM153 222H154V221H153ZM154 223H155V222H154ZM154 223H153V225H154ZM176 223H178V222H176ZM234 223H235V222H234L232 219H231V220H230V219H229V220L227 219L226 222L221 221V224H219V225H225V226H228V227H229V226H233ZM236 223L239 224V222H236ZM262 223H263V222H262ZM241 224H242V223H241ZM65 225H66V224H65ZM163 225H164V224H163ZM263 225H264V224H263ZM124 226H125V225H124ZM64 227H65V226H64ZM163 227H165V226H163ZM56 228H57V227H56ZM61 228H62V227H61ZM67 228H68V227H67ZM54 229H55V228H54ZM78 229H79V228H78ZM64 230H65V229H64ZM239 232H240V231H239ZM36 235H37V234H36ZM41 235H42V234H41ZM44 235H46V234H44ZM44 235H42V236H44ZM48 236H49V235H48ZM48 236H47V237H48ZM53 236H54V235H53ZM240 236H241V235H240ZM36 237H37V236H36ZM49 237H50V236H49ZM49 237H48V238H49ZM20 238H21V237H20ZM42 238H43V237H42ZM234 238H235V237H233V239H234ZM240 238H241V237H240ZM44 239H45V238H44ZM49 239H50V238H49ZM49 239H48V240H49ZM53 239H54V240H57L58 238L55 239V238L52 237V240H53ZM235 239H236V238H235ZM237 239H239V238H237ZM50 240H51V239H50ZM58 241H59V240H58ZM236 241H238V240H236ZM51 242H52V241H51ZM56 242H57V241H56ZM52 243H53V242H52ZM54 243H55V242H54ZM234 243H236V242H234ZM234 243H233V244H234ZM7 248H8V247H7ZM233 249H234V248H232V251H233ZM237 249H238V248H237ZM237 249H236V251H237ZM72 251H73V250H72ZM159 253H160V252H159ZM233 253H234V252H233ZM231 254H232V253H231ZM235 254H236V253H235ZM230 256H231V255H230ZM236 256H237V255H236ZM234 257H235V256H234ZM239 257H240V256H239ZM229 259H230V258H229Z\"/></svg>",
  "mask_w": 264,
  "mask_h": 264
}]
</instances>
